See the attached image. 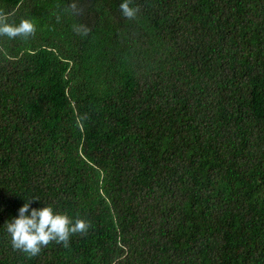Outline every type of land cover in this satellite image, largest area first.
I'll use <instances>...</instances> for the list:
<instances>
[{
	"label": "trees",
	"instance_id": "1",
	"mask_svg": "<svg viewBox=\"0 0 264 264\" xmlns=\"http://www.w3.org/2000/svg\"><path fill=\"white\" fill-rule=\"evenodd\" d=\"M72 2L0 0V264H264V0ZM29 200L92 227L29 259Z\"/></svg>",
	"mask_w": 264,
	"mask_h": 264
},
{
	"label": "clouds",
	"instance_id": "2",
	"mask_svg": "<svg viewBox=\"0 0 264 264\" xmlns=\"http://www.w3.org/2000/svg\"><path fill=\"white\" fill-rule=\"evenodd\" d=\"M132 0H123L120 10L127 19H135L140 9L132 7ZM65 12L73 17L83 14V8L77 0H73L65 9ZM9 13L0 9V37L16 39L21 37L28 39L36 33V26L31 19L21 18L19 23L9 22ZM60 17L57 16V22ZM72 31L77 35L86 37L90 29L85 24L74 23ZM87 116L81 117V122ZM33 200L26 201L18 210V217L13 218L5 224L6 231L10 236V243L14 251H20L31 259L37 257L44 247L50 243L62 244L69 247L70 238L74 235H86L91 222L76 216L70 219L66 214L54 213L51 206H44L40 209H30Z\"/></svg>",
	"mask_w": 264,
	"mask_h": 264
}]
</instances>
